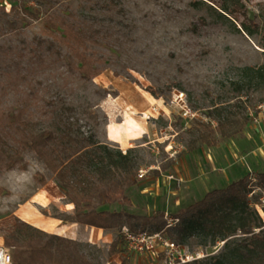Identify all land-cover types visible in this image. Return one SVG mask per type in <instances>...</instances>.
<instances>
[{
  "label": "rangeland",
  "instance_id": "1",
  "mask_svg": "<svg viewBox=\"0 0 264 264\" xmlns=\"http://www.w3.org/2000/svg\"><path fill=\"white\" fill-rule=\"evenodd\" d=\"M0 1L6 14L0 12V137L4 150L16 160L8 168L0 149V241L14 236L20 219L70 239L89 264L120 263L123 257L130 264H162L155 255L127 250L123 239V255L109 254V244L122 227L99 231V239L93 240L91 229L75 221L74 204L69 209L54 173L35 151L25 148L15 154L22 134L43 129L64 137L60 154L65 161L87 148L91 136L107 151L127 154L136 180L124 191L128 201L94 205L98 210L153 216L144 229L164 222L160 230L169 235L179 219L170 227L165 224L180 208L246 174L249 202L264 220V189L258 187L264 164L236 172L247 151L239 139L245 127L254 132L264 123V48L259 45L264 0H119L124 13L109 11L95 0H64L78 10L90 32L88 52L97 74L89 79L80 76L78 63L69 58L58 38L60 30L46 27L42 7L36 14L25 11L39 8L34 0ZM246 66H260L261 71L248 79ZM229 102L247 107L248 124L215 146L200 145L201 123L216 124L209 111ZM126 108H133L131 116ZM183 109L195 116H184ZM133 117L146 124L136 138ZM111 125L131 135L126 144L107 139ZM261 143L264 150V140ZM192 145L196 148L190 149ZM107 175V165L82 171L86 180ZM24 211L55 226L66 225L68 231L58 234L32 225L23 219ZM132 223L123 226L133 231L142 227L140 219ZM200 240L187 238L184 252L203 257L218 253L224 244Z\"/></svg>",
  "mask_w": 264,
  "mask_h": 264
},
{
  "label": "trees",
  "instance_id": "2",
  "mask_svg": "<svg viewBox=\"0 0 264 264\" xmlns=\"http://www.w3.org/2000/svg\"><path fill=\"white\" fill-rule=\"evenodd\" d=\"M34 1L39 8L25 9V11L38 14L41 7L43 8L46 27L52 31L60 30L58 38L67 48L69 58L78 63L76 67L80 76L89 79L97 74L93 58L88 52L90 32L86 23L80 20L78 10L64 3V0ZM95 1L104 4L109 11L124 13L119 0ZM0 12L6 16L2 1H0ZM3 29L0 25V33ZM259 45L264 48V28ZM244 71L250 79L254 73H260L261 67L246 66ZM237 85L241 87V84ZM246 108L240 109L236 102L213 107L208 115L216 124L210 126L201 123L199 144L215 146L222 139L232 138L241 133L250 120ZM63 139L64 137L60 138L47 129L30 131L17 139L20 148L15 150V154L19 155L20 150L25 148L35 151L54 173L58 186L64 191L69 202L74 204L76 222L103 229L120 228L125 223L132 227L134 219H140L142 229L153 223V216L98 210L94 205L95 201L97 203L128 201L124 191L134 185L136 180L135 171L127 154H123L120 150L115 153L107 151L105 144L91 136L87 139L90 143L87 148L65 161L60 154V151L64 150ZM2 143L3 139L0 137V149L7 156L6 166L12 168L16 160L13 154L4 150ZM194 148L196 146H190V149ZM99 165H107L110 175L101 180H86L82 177L83 169ZM153 172L159 174V170L155 169ZM258 179V187L264 189V171L258 174ZM39 181L41 185L46 183L44 178ZM250 192L249 175L246 174L225 187L207 191L200 199L178 210L176 217L179 222L169 229V235L165 233L169 239L180 245L189 237L200 238V243L224 241L218 253L181 264H264V220L255 206L249 202ZM262 210L264 213V206ZM160 214L162 215L161 212ZM163 225L164 222H161L158 227L148 230L158 231ZM71 243L70 239L47 233L20 219H16L14 236L4 239V244L12 247L11 254L16 264H89L77 250L72 248ZM121 251H123V243L119 233L109 244V254ZM111 263L130 264L127 257H123L120 263Z\"/></svg>",
  "mask_w": 264,
  "mask_h": 264
},
{
  "label": "built area",
  "instance_id": "3",
  "mask_svg": "<svg viewBox=\"0 0 264 264\" xmlns=\"http://www.w3.org/2000/svg\"><path fill=\"white\" fill-rule=\"evenodd\" d=\"M182 114L189 118L195 114L189 109H183ZM143 174H139L142 176ZM177 217L169 220L165 227H170L176 223ZM120 234L126 246V249L137 254H148L161 259L162 264H181L202 257V254L197 252L186 253L182 245L169 239L164 230L150 232L148 229L139 228L135 231L126 226H122ZM0 264H16L13 261L11 250L0 241Z\"/></svg>",
  "mask_w": 264,
  "mask_h": 264
},
{
  "label": "crops",
  "instance_id": "4",
  "mask_svg": "<svg viewBox=\"0 0 264 264\" xmlns=\"http://www.w3.org/2000/svg\"><path fill=\"white\" fill-rule=\"evenodd\" d=\"M133 120L136 123V126H138V129H137L138 132L132 133V136H135V138H136L137 135L140 134L143 131V129H145L146 124L140 118H134L133 117ZM109 137L110 138H107V139H109L111 141L126 144L129 141L131 135L129 133L123 132L122 130H121L120 134L115 135L112 132V130H110L109 131ZM263 138H264V123L263 122L261 123V125H259V128L255 127L254 132L252 131L251 126L245 127L243 134L241 135V137L239 139L241 141H243V144H244L243 148L246 149L247 151H245L243 149L242 151H245L243 153L241 150H238L239 152H242L240 159L243 160V162H242L243 164H242V166H240L238 168V170H236V172L245 171V169H247V168L251 169V168H255V167H258V166H261L264 164V150L261 148L262 147L261 140H264ZM236 156H238V154L235 153V157ZM69 209H71V208H69ZM44 223L47 226H51V227L55 226L54 222H52V221H44ZM83 226L91 229V231H92L91 238L93 240L99 239V235H98L99 231L104 232L105 230H108V229H103V228H100L101 230H97V229L91 228V227H95V226L84 225V224H83ZM96 228H99V227H96ZM82 231H83V229L81 228L80 232H82ZM121 253H122V251L119 252V254H121ZM121 255H123V253Z\"/></svg>",
  "mask_w": 264,
  "mask_h": 264
},
{
  "label": "bare ground",
  "instance_id": "5",
  "mask_svg": "<svg viewBox=\"0 0 264 264\" xmlns=\"http://www.w3.org/2000/svg\"><path fill=\"white\" fill-rule=\"evenodd\" d=\"M125 111H126V114L128 116H130L133 113V108H129V109L126 108ZM110 130H112V132L115 135H118V134L121 133V130L116 125H111ZM121 144H123V143H121ZM42 195L44 197H47L48 196V191L43 189L42 190ZM68 207L69 208H73V203L69 202L68 203ZM23 219L25 221L31 223L32 225H35L37 227H41V228H43L45 230L53 231V232L58 233V234H64V233H66L68 231V228L65 225L54 226V227L47 226L42 219H39V218L35 217L34 214L32 215L31 213L26 212V211H24V213H23ZM91 228H94V229H97V230H101L100 228H96V227H91Z\"/></svg>",
  "mask_w": 264,
  "mask_h": 264
},
{
  "label": "clouds",
  "instance_id": "6",
  "mask_svg": "<svg viewBox=\"0 0 264 264\" xmlns=\"http://www.w3.org/2000/svg\"><path fill=\"white\" fill-rule=\"evenodd\" d=\"M14 182H15V183H22V181H20L18 178H15V179H14Z\"/></svg>",
  "mask_w": 264,
  "mask_h": 264
}]
</instances>
